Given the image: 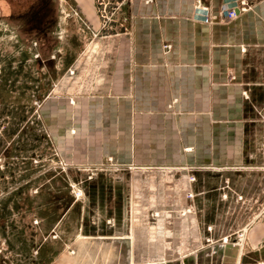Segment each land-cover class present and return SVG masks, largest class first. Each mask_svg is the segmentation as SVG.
Here are the masks:
<instances>
[{"label":"rangeland","instance_id":"374dc122","mask_svg":"<svg viewBox=\"0 0 264 264\" xmlns=\"http://www.w3.org/2000/svg\"><path fill=\"white\" fill-rule=\"evenodd\" d=\"M73 1L0 0V264H132L143 250L164 255L173 232L182 254L241 247L264 218V168L145 167L143 159L109 156L87 165L54 141L42 115L46 100L64 89L74 105L79 66L101 63L103 39L130 29L133 0H95L96 25L67 8ZM89 71L95 86L101 71ZM176 105L172 98L165 110L178 115ZM157 131L135 133L138 157L150 147L165 153L174 138L190 155L194 135Z\"/></svg>","mask_w":264,"mask_h":264},{"label":"crops","instance_id":"0c3cea01","mask_svg":"<svg viewBox=\"0 0 264 264\" xmlns=\"http://www.w3.org/2000/svg\"><path fill=\"white\" fill-rule=\"evenodd\" d=\"M223 1H130L129 33L108 35L100 45L101 63L79 66L74 105L64 89L46 100L42 115L54 141L87 165L109 156L124 164L143 159L145 167L264 168V0H226L237 10L232 19L205 22L195 13L207 7L217 14ZM71 7L96 25L95 0H74ZM165 44L172 46L165 50ZM95 70L101 73L94 86L85 74ZM95 90L99 99L87 95ZM172 98L178 115L165 110ZM148 126H156L158 135H194L190 155L183 156L181 139L174 138L177 147L163 154L150 147L138 157L134 135ZM172 236L164 255L143 250L132 264H264V218L247 229L241 247L182 254V240Z\"/></svg>","mask_w":264,"mask_h":264},{"label":"built area","instance_id":"2783aa9c","mask_svg":"<svg viewBox=\"0 0 264 264\" xmlns=\"http://www.w3.org/2000/svg\"><path fill=\"white\" fill-rule=\"evenodd\" d=\"M149 2H152L153 0H147ZM233 2L243 1V0H232ZM196 14L201 16V19L205 22H211L218 17L221 19H232L237 16V10L235 8L230 7L229 3L224 0L221 4L220 10L218 14H212L209 12V9L207 7H201L196 11Z\"/></svg>","mask_w":264,"mask_h":264}]
</instances>
